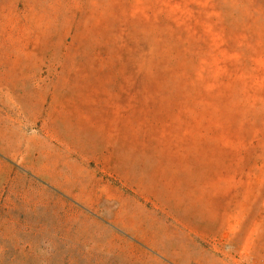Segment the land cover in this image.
Segmentation results:
<instances>
[{
  "label": "rangeland",
  "instance_id": "rangeland-1",
  "mask_svg": "<svg viewBox=\"0 0 264 264\" xmlns=\"http://www.w3.org/2000/svg\"><path fill=\"white\" fill-rule=\"evenodd\" d=\"M3 98L86 116L51 149L10 135L0 264H172L150 239L180 165L264 128V0H0Z\"/></svg>",
  "mask_w": 264,
  "mask_h": 264
},
{
  "label": "crops",
  "instance_id": "crops-1",
  "mask_svg": "<svg viewBox=\"0 0 264 264\" xmlns=\"http://www.w3.org/2000/svg\"><path fill=\"white\" fill-rule=\"evenodd\" d=\"M85 116L58 114L44 105L36 114H13L12 103L1 100L0 162L2 158L13 159L6 152L14 141L11 134L23 136L15 139L18 144L27 143L25 136L32 133L41 149H51L53 139L60 140L53 135L72 134L77 117ZM218 131L226 141L203 146L198 150L205 157L180 165L183 181L179 194L167 198L163 210L170 224L166 223L163 235L150 239L163 242L161 255L172 264L264 260V128L227 127ZM56 149L66 156L65 146ZM7 223L0 218V238Z\"/></svg>",
  "mask_w": 264,
  "mask_h": 264
},
{
  "label": "built area",
  "instance_id": "built-area-1",
  "mask_svg": "<svg viewBox=\"0 0 264 264\" xmlns=\"http://www.w3.org/2000/svg\"><path fill=\"white\" fill-rule=\"evenodd\" d=\"M233 264H264V260H262L260 262H257V261L243 262V261H240L237 259L233 262Z\"/></svg>",
  "mask_w": 264,
  "mask_h": 264
}]
</instances>
